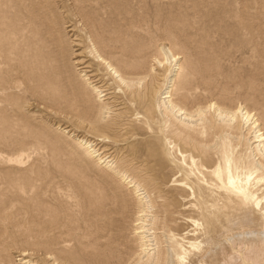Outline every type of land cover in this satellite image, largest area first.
Segmentation results:
<instances>
[{
    "label": "rangeland",
    "instance_id": "374dc122",
    "mask_svg": "<svg viewBox=\"0 0 264 264\" xmlns=\"http://www.w3.org/2000/svg\"><path fill=\"white\" fill-rule=\"evenodd\" d=\"M89 38L132 74L134 52L153 65L162 45L171 47L195 71L193 102L244 103L264 126V0H0V264H22L23 250L39 264H52L48 254L57 264H135L133 197L58 125L91 137L140 177L154 176L160 219L187 249L195 246L187 264H210L215 244L231 233L262 230L251 211H229L209 227L198 197L175 182L181 174L162 154V131L138 124L143 106L131 103L93 60ZM77 53L122 111L117 127L90 126L95 110H86L92 100L86 93L62 100L43 87L57 58L77 87L83 67L73 65Z\"/></svg>",
    "mask_w": 264,
    "mask_h": 264
},
{
    "label": "bare ground",
    "instance_id": "6f19581e",
    "mask_svg": "<svg viewBox=\"0 0 264 264\" xmlns=\"http://www.w3.org/2000/svg\"><path fill=\"white\" fill-rule=\"evenodd\" d=\"M65 27L69 36L73 29L71 25ZM88 41L93 60L104 69L106 76L131 103L143 106L144 116L138 124L142 123L148 130L162 131L163 138L158 139L163 143L162 154L168 162L177 163L181 174L175 182L183 191L198 197L203 219L209 227L219 216L229 218L232 210L237 212L236 215L251 211L264 223V126L259 115L241 102L234 107L214 97L205 102H193L195 71L187 67L182 54L169 46L162 45L153 56V65L148 64L139 52H134L130 67L138 72L132 74L101 54L91 38ZM80 57L78 54L73 58L75 67L83 66L76 68L80 71L79 74L76 72L77 87L64 78L58 58L51 63V77L43 87L53 90L62 100L69 96L82 99V93H86L92 97L85 103L86 110H95L90 126L117 127L122 111L118 113L114 109L112 96L104 89L102 81H99L100 85L95 80L96 76L89 71L91 67H84L85 59ZM26 77L28 81L32 80L27 73ZM58 129L98 167L116 177L133 197L136 213L131 236L138 248L135 264H187L191 256L196 255L195 246L193 250L187 249L178 234L160 219L151 192L157 186L152 174L140 177L142 173H137L138 176L125 169L119 159L99 148L91 137L80 136L70 127L58 125ZM87 131L94 137H103L91 128ZM243 218L248 219L245 215ZM231 234L225 237L224 244H215V258L208 261L210 264H264V228ZM32 256L31 251L23 250L18 261L39 264ZM47 257L52 264H57L52 254Z\"/></svg>",
    "mask_w": 264,
    "mask_h": 264
}]
</instances>
